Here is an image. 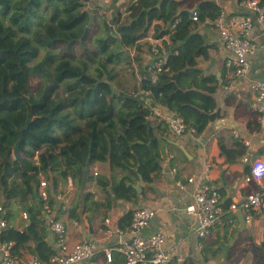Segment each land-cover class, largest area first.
Returning <instances> with one entry per match:
<instances>
[{
	"label": "trees",
	"instance_id": "16d2710c",
	"mask_svg": "<svg viewBox=\"0 0 264 264\" xmlns=\"http://www.w3.org/2000/svg\"><path fill=\"white\" fill-rule=\"evenodd\" d=\"M90 2L0 0V195L5 199L20 204L30 197L40 200L42 174L54 186L71 176L84 191L94 179L91 166L108 162L111 170L127 173L119 179L97 178L100 186L110 187L108 203L93 201L91 206H110L109 199L138 201L134 185L140 176L151 182L162 169L161 142L139 90L175 112L198 135L220 116L215 112L220 80L205 74L197 60L206 58L210 47L197 29L218 20L223 12L219 3L203 1L194 20L178 0H131L130 20L124 22L118 11L111 18L100 10L90 11ZM149 36L164 41L167 55L161 71L154 64L142 67L139 88L112 95L110 83L116 78L109 66L130 57L133 47L145 50L137 56L144 64ZM144 39L145 49L140 45ZM62 62L84 66L58 68ZM91 64L96 65L95 75ZM154 72L156 81L151 79ZM21 137L24 162L14 158ZM236 147L233 152L222 145L229 160L246 154L244 143ZM50 171L60 177H51ZM51 202L55 205L52 197ZM133 213L121 218L122 229L123 221L130 226ZM78 216L77 208H72L70 217ZM35 237L30 226L20 229L9 221L0 232L1 242L14 243V254L25 257L29 252L49 264L54 247L45 239L33 247ZM212 250L204 245V254ZM114 258V264H125L121 254ZM169 264L199 263L173 259Z\"/></svg>",
	"mask_w": 264,
	"mask_h": 264
},
{
	"label": "crops",
	"instance_id": "0c3cea01",
	"mask_svg": "<svg viewBox=\"0 0 264 264\" xmlns=\"http://www.w3.org/2000/svg\"><path fill=\"white\" fill-rule=\"evenodd\" d=\"M178 1L182 3L181 10L187 12L205 0ZM214 1L221 5L228 20L234 15L254 16V13L244 8L238 0ZM130 2L131 0H91L88 8L90 11L100 10L108 14L118 11L123 21L127 22L130 20L127 10ZM112 16L111 14L108 18ZM197 32L205 37L206 44L210 46L207 57L197 59L198 66L205 74H214L220 80V86L215 93V112L220 116L211 121L202 134L196 133L194 136L175 135L166 123L158 118H150L154 132L161 142L162 169L151 182L144 181L142 191H137L138 201L109 199L112 202L110 206H91L93 201L108 203L110 187L100 186L97 178L106 177L113 180L127 173L119 169L111 170L108 162H96L91 166V174L96 171L98 175H93L94 179L87 182L84 191L80 188L78 179L72 178V184L69 179L59 180L54 186L45 178L46 175H41L45 179L40 176V181L46 180L50 185L57 217L64 221L68 228L69 244L73 246L82 241L91 242L98 251L93 260L102 259L104 249H118L131 239L133 234L130 226L123 221L126 228L122 229L120 220L137 207L145 206L153 208L156 213L150 226L140 230L139 234L148 237L153 233L162 232L166 235V241L159 248L161 251H170L174 259L180 256L184 260L191 259L199 264H264V210L256 211L251 222L245 220L244 224L241 221V215L244 219L246 215L241 207L246 197L263 190L260 184L247 181L246 178L251 172L252 163L257 159H264V125L258 122L256 113L250 109L254 93L249 88L250 83L254 81H264V33L261 26L255 22L253 37L259 50L249 57L247 74L244 77H236L226 66V61L232 53L222 43L216 22L201 24ZM144 59V64H138V72L142 67L153 64L150 52L146 53ZM139 83L138 81V88ZM139 93L143 95L147 106L157 104L149 93L145 94L141 90ZM243 141L250 142L246 146V154L229 160L222 145L234 152L237 143ZM245 156L249 158L247 162ZM50 176L59 178L60 174L50 171ZM192 177L201 183L215 186L220 194L221 205L225 209L221 221L205 239L196 236L197 220L186 211L187 205L194 200V184L189 182ZM179 181L183 187L179 185ZM135 185H140V180ZM87 193H92L93 197L87 199ZM2 200L4 205L1 207L6 210L7 217L9 214L7 222L20 229L30 226L35 232L33 247L41 239L47 240L53 246L55 236L44 215L40 200L30 197L24 204L5 199L3 196ZM233 205L237 206L235 211L231 210ZM72 208H77L78 218L70 217ZM24 212H27L28 219L24 218ZM204 245L211 246L213 250L204 254ZM116 253L121 254L125 260L124 254L119 250L114 252V257ZM24 255L31 254L27 252ZM76 264H92V260Z\"/></svg>",
	"mask_w": 264,
	"mask_h": 264
},
{
	"label": "built area",
	"instance_id": "2783aa9c",
	"mask_svg": "<svg viewBox=\"0 0 264 264\" xmlns=\"http://www.w3.org/2000/svg\"><path fill=\"white\" fill-rule=\"evenodd\" d=\"M241 5L251 10L252 15H234L228 20L226 14L222 12L216 21L220 31V39L225 47L232 53L227 59L226 66L236 77H244L249 69V57L255 55L259 46L253 37L255 22H257L264 33V5L259 0H245L240 2ZM193 19L197 20L196 12ZM175 27V24L173 25ZM150 51L153 57V64L157 71H161L166 60V47L163 39L149 36ZM157 72L152 73L151 79L156 81ZM250 90L254 93L250 109L256 113L257 120L264 125V81H254L249 85ZM151 117L158 118L166 123L169 129L178 136L196 135V130L189 127L184 120L175 112L167 107L157 103L149 104ZM245 146L250 144L249 141H243ZM245 161L249 160L245 156ZM97 174V173H96ZM208 177V176H207ZM247 181H254L260 184L263 190L257 194H250L246 197L245 202L241 205L246 212L245 220L251 222L253 218L252 211H262L264 209V159H257L252 163V169L247 176ZM194 184L192 203L188 204L186 211L189 215L197 220L195 234L200 239H205L211 233L215 225L221 221L225 209L220 202V194L217 188L209 183L196 181L195 177L189 179ZM179 185L183 187L181 181ZM50 185L46 180H41L39 184V196L44 215L49 223L50 229L55 236L53 242L54 254L49 264H76L84 260H92V264H113L114 252L119 250L125 256V264H169L174 258L173 255L166 251H161L160 246L166 241V235L162 232H156L148 237L139 234L140 230L150 226L155 216V210L151 207H137L134 210L130 231L132 237L125 242L120 248L104 249L102 259L93 258L98 251L89 241H82L71 246L68 240V228L64 221L59 219L56 214V207L51 202ZM237 209L236 205L231 207L232 211ZM0 231L7 226V212L0 207ZM24 218L28 219L27 212H24ZM109 221V220H107ZM121 232V230H119ZM14 243L11 241H0V264H42L34 257H19L14 254ZM178 261H183L182 257H176ZM236 264V263H233Z\"/></svg>",
	"mask_w": 264,
	"mask_h": 264
},
{
	"label": "rangeland",
	"instance_id": "374dc122",
	"mask_svg": "<svg viewBox=\"0 0 264 264\" xmlns=\"http://www.w3.org/2000/svg\"><path fill=\"white\" fill-rule=\"evenodd\" d=\"M46 6V4H44ZM106 8H102V10H105ZM116 10V9H115ZM106 13V12H104ZM114 15L113 13H106V15L109 17ZM149 35H153V30L149 31ZM146 39L142 40L140 45H142L143 49H145L144 43ZM145 52V50L139 49L138 47H133L129 50L130 57H125L121 61L117 62L114 65H110L109 69H113L112 73L115 75V82L112 84L115 86L117 92L122 91L124 89H127L129 91H134L135 88L138 85V74H139V65L142 63V60L140 61L139 59L137 60L138 55H142ZM58 68H62L63 66H69V67H74L81 69L83 68V63H70V62H62L59 63ZM96 65L91 64L90 69L91 72L95 75L97 72L95 70ZM37 80H34V83H36ZM22 156L24 157V154L22 153ZM97 173V174H96ZM94 176L98 175V172L93 173ZM42 178V176H41ZM45 178H47L45 176ZM44 177L42 179H45ZM67 187V186H66ZM4 205L3 200H2V195H0V207Z\"/></svg>",
	"mask_w": 264,
	"mask_h": 264
},
{
	"label": "water",
	"instance_id": "95a60500",
	"mask_svg": "<svg viewBox=\"0 0 264 264\" xmlns=\"http://www.w3.org/2000/svg\"><path fill=\"white\" fill-rule=\"evenodd\" d=\"M198 6L199 5H196L192 9L187 10V12L193 17V15L195 14ZM218 76H220V73H218ZM110 85H111V89H112V95L117 94V90H116L115 86L112 83H110ZM21 142H22V137H21V139L19 140V142L17 143V145L15 147L14 158H15V160L24 162V158H23L22 152H21ZM69 180H70V182L72 184L73 182H72V177L71 176H69ZM144 185H145V182H144L142 176H140V185H134V187L136 188V190L138 192H141ZM241 217H242V219H241L242 223L245 224V219H244L243 215H241Z\"/></svg>",
	"mask_w": 264,
	"mask_h": 264
},
{
	"label": "clouds",
	"instance_id": "9594fccd",
	"mask_svg": "<svg viewBox=\"0 0 264 264\" xmlns=\"http://www.w3.org/2000/svg\"><path fill=\"white\" fill-rule=\"evenodd\" d=\"M155 38V37H154ZM150 53H151V51H150ZM151 56H152V54H151ZM4 208V207H3ZM6 220H7V215H6ZM7 225H8V222H7ZM6 228V227H5ZM4 229V228H3ZM1 231H2V229H1ZM0 231V232H1ZM28 256H32V255H28ZM25 257H27V256H25Z\"/></svg>",
	"mask_w": 264,
	"mask_h": 264
}]
</instances>
